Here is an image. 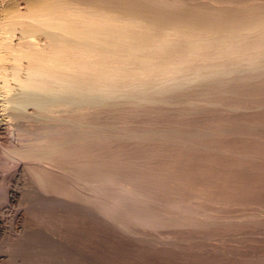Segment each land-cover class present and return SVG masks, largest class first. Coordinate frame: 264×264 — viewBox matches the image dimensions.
I'll list each match as a JSON object with an SVG mask.
<instances>
[{
    "label": "rangeland",
    "instance_id": "rangeland-1",
    "mask_svg": "<svg viewBox=\"0 0 264 264\" xmlns=\"http://www.w3.org/2000/svg\"><path fill=\"white\" fill-rule=\"evenodd\" d=\"M4 1L24 13V0ZM172 1L186 13L256 11L264 21V0ZM261 64L142 102L59 103L40 115L29 106L19 118L9 103L22 92L9 76L10 93L0 85V264H264ZM37 136L69 145L49 163L47 146L39 159L12 152Z\"/></svg>",
    "mask_w": 264,
    "mask_h": 264
},
{
    "label": "bare ground",
    "instance_id": "bare-ground-1",
    "mask_svg": "<svg viewBox=\"0 0 264 264\" xmlns=\"http://www.w3.org/2000/svg\"><path fill=\"white\" fill-rule=\"evenodd\" d=\"M24 2V13L14 9V2H9L14 7H7L9 3L6 2V7L0 5V30L4 33L0 31V85L7 88L11 82L6 84L9 76L12 78L10 80L15 81L12 84L17 82L20 85L18 88L22 93L15 97L18 90L16 93L13 90L14 98L12 93L9 94L14 86L9 85L8 90L4 88L9 92L5 94L13 99L6 95L11 101L9 104L14 109L15 118L24 117L29 106L38 115L59 103L76 105L90 101L100 105L122 101L132 103L135 100L142 102L150 92L187 88L202 80L220 77L225 80L242 65L248 67L246 70L262 69L264 21L256 16L255 10L254 13L242 11L245 17L243 13V17L233 15L235 12L226 17V13H212L213 8L208 12L203 9L207 13L200 8L190 9L193 11L190 13L187 10L186 13L183 3L172 0ZM217 7V11L222 9L221 6ZM251 7L254 9L253 5ZM182 11H185L184 14ZM16 30L20 34L17 33L19 36L14 38ZM62 133L66 135L61 131L60 136ZM48 135L46 139L50 138ZM37 137L36 143L31 141L30 145H26L28 147H22L24 150L17 148L12 152L21 158L37 155L39 159L47 146L44 159L40 158L46 163L51 156H55L54 153L59 152L60 148L57 150V147L65 143L56 138L57 141L54 142V139L48 145L41 140L42 136L38 137L40 139ZM51 139L46 141L50 142ZM83 139L78 141L82 142ZM66 144L67 141L62 147L69 145ZM66 149L69 150L65 148L63 154L67 152ZM62 151L58 156H62ZM71 151L68 152L71 154ZM97 175L99 177L100 174ZM111 178L108 179L110 183ZM128 188L125 189L127 192L130 190Z\"/></svg>",
    "mask_w": 264,
    "mask_h": 264
}]
</instances>
